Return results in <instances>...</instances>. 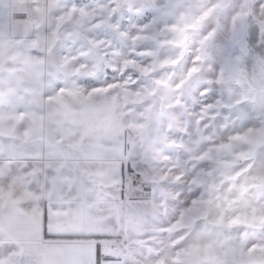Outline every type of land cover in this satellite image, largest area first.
Listing matches in <instances>:
<instances>
[{"label": "snow or ice", "instance_id": "obj_1", "mask_svg": "<svg viewBox=\"0 0 264 264\" xmlns=\"http://www.w3.org/2000/svg\"><path fill=\"white\" fill-rule=\"evenodd\" d=\"M0 264H264V0H0Z\"/></svg>", "mask_w": 264, "mask_h": 264}]
</instances>
